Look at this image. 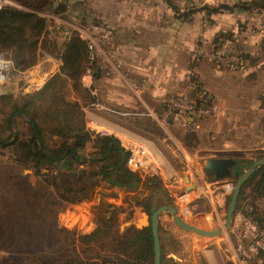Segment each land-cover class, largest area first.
Segmentation results:
<instances>
[{
	"label": "rangeland",
	"instance_id": "1",
	"mask_svg": "<svg viewBox=\"0 0 264 264\" xmlns=\"http://www.w3.org/2000/svg\"><path fill=\"white\" fill-rule=\"evenodd\" d=\"M32 1L40 0H0V8L32 12L45 24L36 37L26 28L27 44L36 40L35 53L30 55L26 48L27 56L20 62L15 61L12 47L0 46V264H126L137 260L144 244L139 240L129 244V239L146 227L139 222L142 212L148 214L169 204L173 187L181 185V180L185 183L186 176L191 183L204 180L194 169L201 170L198 166L204 158L235 157L250 162L264 156V118L258 117L264 116V69L258 73L244 71L255 59L246 52L247 42L236 37L239 31L213 33L207 44L202 35L206 29H215L235 7L236 12L244 10L241 14L245 17L252 14L253 9H246L250 0H49L41 8L32 6ZM243 19L242 25L246 22ZM196 22L202 31L196 32L197 42L187 55L182 78L186 90L181 93L194 98L190 84L197 81L212 97L214 112L194 118V123L187 126L179 120L169 124L161 119L162 106L151 116L132 115L146 111L137 105L136 90L147 81L137 77L144 67V49L163 39L154 25H169L170 32L188 33ZM73 37L84 42L87 52L76 68L63 58L65 45ZM216 51L223 54L220 60L211 55ZM232 58L243 65L230 68ZM203 61L209 62L207 81L197 71ZM232 82L240 85L235 89L227 87ZM44 87L42 95H36ZM120 89L126 92L128 104L118 101ZM55 96L60 111L57 115L53 111ZM238 98L240 104L234 109V117L239 119L236 125L242 139L233 142L239 151L208 150L211 146L223 149L227 139L216 134L219 129L227 133L232 123L228 118L212 117L219 103ZM65 101L81 103V118L85 120L86 114L94 111L124 126L138 140L153 144L150 145L167 158L165 162L179 177L178 183L150 178L148 184L138 183L134 189L125 190L102 180L99 172L104 161L93 159L101 157L95 154L99 152L100 139L124 137L120 129L101 126L102 122L85 126L88 140L80 148L82 163L74 164L71 170L49 162L36 167L35 162L41 159L35 156L31 142L29 148H21L31 133L29 115L23 112L37 114L45 143L58 147L63 140L52 131L61 129L58 131L67 133L79 117L64 106ZM98 105L100 111L94 110ZM85 106L88 110H83ZM109 106L116 112L104 108ZM243 121L248 122L246 127ZM253 141L258 146L252 150ZM231 145L228 149L237 148ZM49 147L47 151H51ZM28 149L32 150L30 154ZM236 178L232 176L226 183H233L234 188ZM254 181L243 190L229 228L226 208L233 189L223 191L213 184H200L187 193L185 200L175 202L180 207L176 215L190 226L189 230L179 228L170 213H162V264H236L234 257L247 264H264V198L256 196ZM72 212L79 213L82 220L69 218ZM62 216H67L64 224Z\"/></svg>",
	"mask_w": 264,
	"mask_h": 264
},
{
	"label": "trees",
	"instance_id": "2",
	"mask_svg": "<svg viewBox=\"0 0 264 264\" xmlns=\"http://www.w3.org/2000/svg\"><path fill=\"white\" fill-rule=\"evenodd\" d=\"M49 3V0H40L39 2L30 3L35 8H41ZM245 4H242L243 6ZM240 6V4H239ZM246 9H261L264 10V0H250L246 3ZM45 26L43 19H40L37 15L32 12H22L20 10L3 7L0 8V46L5 48H13L15 53V61L20 62L24 60L27 56L25 55V49H30V55L35 53L36 40H31L27 44V38L24 37L26 28H29L31 33L36 37L38 33L41 32L42 28ZM86 47L84 42L78 38H71L65 45L64 61L67 64L71 63V67L76 68L81 65V62L86 58ZM46 88H42L37 92L36 95L41 96ZM59 99V98H58ZM53 111L54 115H57L60 111L56 106V96L53 98ZM64 106H67L73 110L78 117V121L75 127H70L67 133H61V129H56L52 131V134L57 135L63 141L60 146L54 147L47 145L44 141L42 135V127L38 122L37 114H28L23 112L25 115H29L28 124L30 128V136L25 139L27 142L21 144V148H29V143L34 146L33 152L36 157L41 160L35 162V166L47 165V162L54 164L58 168H65L71 170L74 164H79L84 161L80 156V148H82L88 138H85L86 132L83 129V115L81 112L80 105L77 102L68 103L65 101ZM9 128H11V123H8ZM73 134V135H72ZM47 147L51 151H47ZM19 148V145H18ZM99 152L95 154L101 155L93 157L95 160L104 161L103 166L100 169L99 175L102 180L106 181L112 187L123 188L125 190L134 189L141 179L130 173L125 167V153L119 145L118 140L112 136H105L99 141ZM25 150V149H24ZM29 151V149H28ZM32 150L29 151L30 154ZM239 164H237L232 172L233 177H237L242 170V167H246L250 162L237 159ZM256 179V180H255ZM150 178H146L142 183L148 184ZM255 180V181H254ZM254 181V191L257 197L264 198V164L257 167V169L248 177L246 182L243 184L241 189L237 205L243 194L245 187ZM236 205V207H237ZM148 210V207L145 208ZM153 211V210H152ZM150 212V211H149ZM148 212V213H149ZM143 242V248L137 254V260L129 261L126 264H145L147 261L153 264V242L150 227L142 228L139 233H136L129 239V244H134L135 241ZM163 255H161V260ZM143 261V262H142ZM87 264H102V263H87Z\"/></svg>",
	"mask_w": 264,
	"mask_h": 264
},
{
	"label": "crops",
	"instance_id": "3",
	"mask_svg": "<svg viewBox=\"0 0 264 264\" xmlns=\"http://www.w3.org/2000/svg\"><path fill=\"white\" fill-rule=\"evenodd\" d=\"M235 8L237 9L238 7H235ZM236 9H233V11L229 12V15H228L229 17L225 16V20L223 22L216 24L215 29L214 28L206 29L205 31L202 32V35L204 36V43L207 44V42H209L208 39L210 35H212L213 33H216L219 31L224 32V31L230 30V31H235V33L237 34V32L239 31V35L237 34L236 37L237 38L239 37L241 41L247 42L248 45L247 44L245 45L246 52L247 54H249V57L250 55H252V57L255 59L254 61L248 63L244 67L245 68L244 71L248 73H258V71H261L262 69H264V10L253 9L252 14H250L249 16L247 15L245 17L244 15L241 14L244 12V10L238 9V11L236 12ZM242 17L244 18L243 20L246 21L244 25H242V23L240 22ZM154 26L156 27L155 29L157 30L156 33H159L160 35H162L163 39L153 42L151 46H148L146 49H144V51L146 52V56L143 58L144 67H142L143 70H139L141 71L140 72L141 75L137 77L139 81H143V82L147 81L143 84H140V86H137V90H136L137 105H139L141 108H143L147 112L145 111V112L132 113V115L151 116L152 114L156 113L155 109H157V107L159 108L162 106L163 110L159 116L161 119L166 120L167 123L170 124L174 122L175 120L171 117L166 118L167 113L165 111L166 105L164 102L167 101V98L171 99L173 95L175 94H176L175 95L176 97L181 94V91H183L184 89L186 90L185 83H182V78L187 69V58H188L187 55L193 49L195 43L197 42L196 32H201L202 26L200 25V23L198 24L196 22L193 25L194 28L189 29L188 33L186 32L174 33V31L170 32L172 27L170 28L169 25L167 28H161L159 26V23H156ZM155 29L153 28V30ZM165 30H167L168 32L166 33ZM206 49L207 47L203 50H206ZM207 65H209V62L203 61L199 64L197 68L198 75L200 76V78L206 81L207 79H209V76H210L206 72L209 70V68H207ZM121 78L124 79L122 75H121ZM235 85L239 86L240 83L238 84V83L232 82L228 84L227 87H231ZM236 86L233 87L232 89H235ZM118 94L120 95V97L117 98L118 101L124 104H128L126 92L120 89ZM224 102L219 103L218 112H216L212 117H214L216 120H223V119L228 118L232 123H231L230 129H227L229 130L227 131V133H224V131L221 132V129H219L220 133L216 134L218 138H221V136L223 137L225 136L227 140L225 141L223 145V149L214 148L212 146L210 147V149H208V150H212L215 153L219 151L221 152L222 151H233V150L239 151V147H237V144H234L235 142H233V139H238V140L242 139V135H241L242 133L239 130L240 128L238 129V126L236 125L239 119L234 117V115L236 114V111L234 109H236L239 106L240 99L239 98L232 99L230 103L229 101H227L225 104ZM80 108H81V105H80ZM94 108H95L94 110L100 111L99 108H101V106L99 107L98 105V106H95ZM104 108L111 112H116L113 109V106L104 107ZM84 109L88 110V106H85V108L83 107V110ZM103 112H106V111H103ZM108 114L110 115L109 112ZM124 115H128V114H124ZM262 115L263 114H261L258 117L263 119L264 116ZM86 116L89 119L88 118L86 120L83 119V129L84 130H85L86 124L89 122L92 124L93 123L99 124L102 122L101 126L102 125L107 126L111 128L112 130H116V131L120 129L118 132L121 135L125 134V135H128L138 140L137 137L131 134H128V132L123 129L124 126L122 127V125L121 126L119 124L117 125L115 121L113 120L102 118L100 114H96L94 111L92 112L89 111V114L87 113ZM224 116H226V118ZM125 119L126 118H124L123 120L128 122V119L126 120ZM245 123H248V122L243 121L242 122L243 127L247 126V124ZM230 144H232L231 146H234L237 148L233 149V147L231 148L229 147L228 149L227 146H229ZM251 146L253 150L255 147L257 148L258 144L253 141ZM224 158H227V157H224ZM231 158L236 159L235 157H231ZM140 184H142V181L139 182V185ZM160 220L161 218L159 216V223L162 224ZM160 245H161V254L164 255L163 248H162L163 245L161 241H160ZM164 252L166 253L165 250ZM163 260L161 261V264ZM168 261H170V259Z\"/></svg>",
	"mask_w": 264,
	"mask_h": 264
},
{
	"label": "built area",
	"instance_id": "4",
	"mask_svg": "<svg viewBox=\"0 0 264 264\" xmlns=\"http://www.w3.org/2000/svg\"><path fill=\"white\" fill-rule=\"evenodd\" d=\"M7 3V1H4ZM226 47V46H225ZM202 51V50H201ZM214 56V59H219L220 56L223 54H220L219 52H215L211 54ZM218 62V61H217ZM230 64L228 66L230 68L234 67H241L243 64L239 59L232 58L229 61ZM2 65H0L1 67ZM191 88L195 91V97L191 98L186 93H181L180 95L170 99L168 103L166 104V113L167 117L173 118L175 121L179 120L180 123L183 125L193 124L194 118H203L211 115L215 107L212 102V97L207 94L206 90L203 89L197 81L191 82ZM124 137L121 138L118 136V142L120 147L122 148L123 152L125 153V167L126 169L138 176L141 181H144L146 178H157L160 179L163 183L168 182L169 184H177L180 180L177 174L175 175L172 171L173 169L170 167L171 171H169L168 167L159 159L157 156V149L152 147L147 142L139 141L133 137H130L128 135L122 134ZM58 146V145H57ZM177 150L181 152V148L177 147ZM157 151V152H156ZM183 152V151H182ZM184 153V152H183ZM160 154V153H159ZM161 155V154H160ZM162 156V155H161ZM163 157V156H162ZM164 158V157H163ZM165 160V159H164ZM166 161V160H165ZM167 163V162H166ZM168 164V163H167ZM198 168H201L199 171L197 168L194 167L195 171L199 172V176L203 177L204 180H199L198 182L194 183L196 185L195 189L200 185L204 184L207 186V184H213L214 187L218 189H222L223 191L226 190H232L233 183H226V179L224 180H208L203 169L202 164L200 162V165ZM171 172V173H170ZM201 179V178H200ZM228 179V178H227ZM190 180V178H189ZM174 181V182H173ZM181 185L174 186L173 190H169V192L172 194L171 196L174 197L176 190L178 189H185L188 183H184L183 180H181ZM191 183V181H190ZM221 184V185H219ZM204 186V187H205ZM222 187V188H220ZM189 193V192H188ZM187 196V193L181 195L177 199L174 200V202H178L181 198L185 200ZM177 206V205H176ZM186 206V205H185ZM179 205L177 209L179 210ZM186 210V209H184ZM187 213H188V205H187ZM75 215V216H74ZM69 218H77L82 219L81 216L79 217L78 214H74V212L71 213V215L68 216ZM245 217V216H244ZM246 218V217H245ZM67 219V216H62V223L64 224ZM71 221V220H70ZM69 221V222H70ZM233 222V221H232ZM89 224V223H88ZM253 226H255L253 224ZM231 227V226H230ZM258 228V227H257ZM261 231V230H259ZM259 242H255V246H257ZM234 260L236 261V264H247L244 260H238V258L234 257ZM234 261V262H235Z\"/></svg>",
	"mask_w": 264,
	"mask_h": 264
},
{
	"label": "water",
	"instance_id": "5",
	"mask_svg": "<svg viewBox=\"0 0 264 264\" xmlns=\"http://www.w3.org/2000/svg\"><path fill=\"white\" fill-rule=\"evenodd\" d=\"M202 169L208 180H224L232 177V172L234 167L239 164V161L234 158H224V157H208L204 158L201 161ZM264 164V156L250 161L249 165L246 166L244 170H241L239 175L236 178L234 188L230 195V199L226 208V227L229 228L233 216L236 210L237 201L243 187V184L246 182L248 177L257 169L258 166ZM185 182L188 183L185 189H178L175 192L174 197H170L169 204L160 205L156 207L153 211L146 214L142 212L143 219L140 224H145L146 227H150L152 242H153V264H161V245H160V237H159V216L162 213H170L173 215V221L176 223L179 228L189 230L190 226L187 225L181 218H179L176 214L178 213L177 206L174 202L175 199L180 197L181 195L191 192L195 189L196 185L194 183H190L189 177H185ZM144 228V227H142Z\"/></svg>",
	"mask_w": 264,
	"mask_h": 264
},
{
	"label": "bare ground",
	"instance_id": "6",
	"mask_svg": "<svg viewBox=\"0 0 264 264\" xmlns=\"http://www.w3.org/2000/svg\"><path fill=\"white\" fill-rule=\"evenodd\" d=\"M3 64L2 61H0V65ZM157 156L159 157V159L161 161H163V163L167 166V163L165 162L164 158L157 152ZM168 167V166H167ZM169 169V168H168ZM170 171V170H169ZM141 218H142V214H141Z\"/></svg>",
	"mask_w": 264,
	"mask_h": 264
}]
</instances>
